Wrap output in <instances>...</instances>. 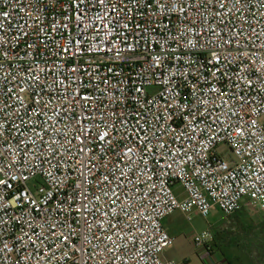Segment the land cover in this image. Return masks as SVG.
Wrapping results in <instances>:
<instances>
[{
  "label": "built area",
  "instance_id": "1",
  "mask_svg": "<svg viewBox=\"0 0 264 264\" xmlns=\"http://www.w3.org/2000/svg\"><path fill=\"white\" fill-rule=\"evenodd\" d=\"M243 206L264 0H0V264H174L167 216Z\"/></svg>",
  "mask_w": 264,
  "mask_h": 264
},
{
  "label": "crops",
  "instance_id": "2",
  "mask_svg": "<svg viewBox=\"0 0 264 264\" xmlns=\"http://www.w3.org/2000/svg\"><path fill=\"white\" fill-rule=\"evenodd\" d=\"M175 191L182 195V189L180 186H175ZM218 210V209H217ZM219 211V210H218ZM220 212V211H219ZM244 219V220H242ZM164 228L174 238L173 245L162 253V259L165 261H171L175 264L180 262H186L194 254V251L203 256V259L208 260L203 251L195 247L193 243V236L196 233H190V225L187 223V217L185 214L176 211L173 214L167 216L163 220ZM239 226H245L249 228V237L251 245L253 246V257L256 259V263L264 264V210L251 209L247 206L229 216L223 215V219L213 225V235L219 232H237ZM204 231V230H202ZM199 233V232H197ZM213 248V242H212ZM214 250V249H213ZM214 253V251H213ZM232 254H238L235 251H231ZM226 262L224 261L223 264ZM217 264V263H216ZM220 264V263H218Z\"/></svg>",
  "mask_w": 264,
  "mask_h": 264
},
{
  "label": "rangeland",
  "instance_id": "3",
  "mask_svg": "<svg viewBox=\"0 0 264 264\" xmlns=\"http://www.w3.org/2000/svg\"><path fill=\"white\" fill-rule=\"evenodd\" d=\"M217 150L219 155H223L226 158L232 157V153L224 144L220 145ZM29 184H32V181ZM222 219V212L213 209L207 218L202 217L196 212H192L189 215V219H187V223L190 225V233L194 234L202 232V230H211L213 232V225ZM239 230L237 232L222 231L216 233L213 239L214 253L209 256L208 260L203 259L202 255L194 251V254H192L188 261L175 262V264H223L224 261L226 262L225 264H258L255 257H253L254 249L249 237L250 229L245 228V226H239ZM231 251H235L238 254H232Z\"/></svg>",
  "mask_w": 264,
  "mask_h": 264
}]
</instances>
